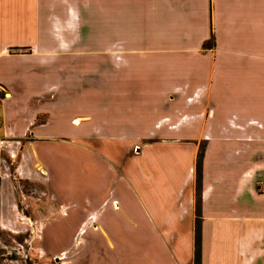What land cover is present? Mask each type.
Segmentation results:
<instances>
[{
    "label": "crops",
    "instance_id": "0c3cea01",
    "mask_svg": "<svg viewBox=\"0 0 264 264\" xmlns=\"http://www.w3.org/2000/svg\"><path fill=\"white\" fill-rule=\"evenodd\" d=\"M0 87V233L45 264H195L203 143L202 264H264V0H0Z\"/></svg>",
    "mask_w": 264,
    "mask_h": 264
},
{
    "label": "rangeland",
    "instance_id": "374dc122",
    "mask_svg": "<svg viewBox=\"0 0 264 264\" xmlns=\"http://www.w3.org/2000/svg\"><path fill=\"white\" fill-rule=\"evenodd\" d=\"M231 126H236L235 122H231ZM251 126H254V128H258L260 131H263L264 125L259 121H252ZM239 130L245 131L247 129V126H238ZM245 143H248V141H245ZM250 143V142H249ZM259 144L261 145L260 148V154L256 159L259 161V167L260 172L254 182L255 187L258 186V190L260 191V195H264V138L263 136L260 138ZM205 150V144L203 143L201 145L200 150ZM245 149H247V146L245 145ZM14 169V167H13ZM199 174L197 172V178ZM22 177H17V179H13L16 181H20ZM22 182V181H21ZM23 190L25 193L32 192L33 189L31 186H28L27 184H23ZM259 204V205H258ZM254 203L252 206L257 214L259 219L254 220V222L250 223V225H253L254 228H256V240L260 247L264 246V200H261L259 203ZM23 209V208H21ZM13 234L7 233L8 231H1L0 233V239H1V246H0V264H45L44 258L40 257V255L36 254L32 248L28 245L27 242V236L28 232L26 231L25 226H28V222L26 220H23L20 218V220H16L14 224ZM244 229H246V225H244ZM55 262V259H53Z\"/></svg>",
    "mask_w": 264,
    "mask_h": 264
},
{
    "label": "built area",
    "instance_id": "2783aa9c",
    "mask_svg": "<svg viewBox=\"0 0 264 264\" xmlns=\"http://www.w3.org/2000/svg\"><path fill=\"white\" fill-rule=\"evenodd\" d=\"M4 94V90L0 87V99L2 95ZM6 96V94H5ZM0 147L3 148V150H6L7 157L4 158L3 162L6 166L7 174L6 176H9L10 178L16 176L24 177V172L21 169L22 166L18 162L24 161L25 157L21 153L23 150V142L22 141H3L0 144ZM14 167V169H13Z\"/></svg>",
    "mask_w": 264,
    "mask_h": 264
},
{
    "label": "trees",
    "instance_id": "16d2710c",
    "mask_svg": "<svg viewBox=\"0 0 264 264\" xmlns=\"http://www.w3.org/2000/svg\"><path fill=\"white\" fill-rule=\"evenodd\" d=\"M215 45L214 37L205 44V47L213 48ZM204 149L200 150L198 155L197 172L199 174L197 178V221H196V251H195V264H202V229H201V197L200 187L202 181V164L204 159Z\"/></svg>",
    "mask_w": 264,
    "mask_h": 264
}]
</instances>
